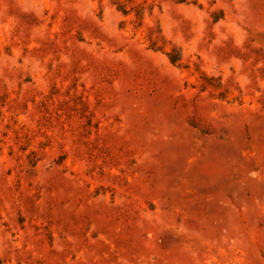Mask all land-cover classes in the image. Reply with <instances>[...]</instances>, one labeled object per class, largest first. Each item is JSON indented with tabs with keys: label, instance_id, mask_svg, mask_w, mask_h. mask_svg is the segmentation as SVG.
I'll return each instance as SVG.
<instances>
[{
	"label": "rangeland",
	"instance_id": "obj_1",
	"mask_svg": "<svg viewBox=\"0 0 264 264\" xmlns=\"http://www.w3.org/2000/svg\"><path fill=\"white\" fill-rule=\"evenodd\" d=\"M0 264H264V0H0Z\"/></svg>",
	"mask_w": 264,
	"mask_h": 264
},
{
	"label": "trees",
	"instance_id": "obj_2",
	"mask_svg": "<svg viewBox=\"0 0 264 264\" xmlns=\"http://www.w3.org/2000/svg\"><path fill=\"white\" fill-rule=\"evenodd\" d=\"M173 62H176V60H175V59H173Z\"/></svg>",
	"mask_w": 264,
	"mask_h": 264
}]
</instances>
